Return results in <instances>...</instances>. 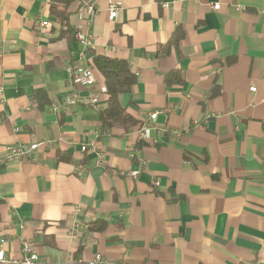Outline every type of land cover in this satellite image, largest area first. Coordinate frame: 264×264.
Listing matches in <instances>:
<instances>
[{"label": "crops", "instance_id": "0c3cea01", "mask_svg": "<svg viewBox=\"0 0 264 264\" xmlns=\"http://www.w3.org/2000/svg\"><path fill=\"white\" fill-rule=\"evenodd\" d=\"M83 1L68 11L92 36L86 62L128 61L137 83L120 102L151 139L140 140L141 125L101 132L104 77L94 69L93 86L73 82L81 45L58 38L50 0H0V248L20 256L32 241L42 264L96 254L108 264H264V0H95L96 13L81 16ZM110 1L123 6L115 21ZM38 90L59 109L40 106ZM21 141L46 144L9 160ZM133 151L146 160L136 178L121 173L139 168ZM75 220L91 224L82 239L67 234Z\"/></svg>", "mask_w": 264, "mask_h": 264}, {"label": "built area", "instance_id": "2783aa9c", "mask_svg": "<svg viewBox=\"0 0 264 264\" xmlns=\"http://www.w3.org/2000/svg\"><path fill=\"white\" fill-rule=\"evenodd\" d=\"M221 4L214 3L212 7L214 9H219ZM123 6L118 1H110L108 5V18L110 21H115L116 18L121 14ZM236 9L238 11H242L245 9V6L242 4L236 5ZM97 11L95 0H84L81 4L80 15L83 16L84 13H88L90 15L95 14ZM51 26V22L49 20H43L38 24L39 32L44 33L48 27ZM76 39L78 43L81 45V50L79 51V56L81 60L85 62H77L73 66L69 67V72L71 78L74 83L91 87L96 82V76L94 69L90 64L86 61L89 60L90 50L92 47V36L88 33L83 32L80 28L76 30ZM252 91H255L256 88L252 87ZM91 103L94 106H99V96L95 92H91L90 94ZM76 100L74 98L67 97L64 101L66 104H73ZM5 103V97L2 89L0 88V106ZM51 107L54 111H57L60 107L58 102H52ZM158 111L153 112L150 115L151 119H155L158 116ZM200 125V124H198ZM151 131L152 126L148 123H143L139 129V138L141 141H146L151 139ZM45 141H39L34 143H26V142H18L16 145H13L9 149L8 159L16 160V159H24V158H34V152L45 145ZM87 145H82V150H87ZM92 150L97 154L96 164L100 167L106 165L104 152L97 150L95 144L91 145ZM130 158L137 160L139 162V168L130 170L129 172L122 171L123 175L136 178L139 176L141 169L146 163V160L139 156L136 151L131 152ZM81 208L76 206V211L79 212ZM91 232V224L82 220H75L70 228L67 230V234L72 239H82L86 235ZM3 241V240H2ZM10 262L12 264H42L40 256L35 249V244L32 241L25 240L22 244V250L20 256H8L5 249L0 248V264H5ZM109 259L103 256L102 254H96L91 260H84L83 258H69L64 261H49V264H108ZM254 264H260L259 262H255Z\"/></svg>", "mask_w": 264, "mask_h": 264}, {"label": "trees", "instance_id": "16d2710c", "mask_svg": "<svg viewBox=\"0 0 264 264\" xmlns=\"http://www.w3.org/2000/svg\"><path fill=\"white\" fill-rule=\"evenodd\" d=\"M73 0H50L49 14L56 25L59 26L58 38H67L69 41L76 40V29L70 22L68 7ZM180 38L171 39L163 47L165 53H169L172 46L178 45ZM93 69L98 70L105 80V94L107 107L100 110V127L102 133L112 132L117 126H123L127 131L134 126H140L120 102L122 94L131 93L137 83V75L132 71L127 60L110 57L104 54H95L90 60ZM177 71L167 76H176ZM40 106L51 105L45 91L38 90L35 94Z\"/></svg>", "mask_w": 264, "mask_h": 264}]
</instances>
